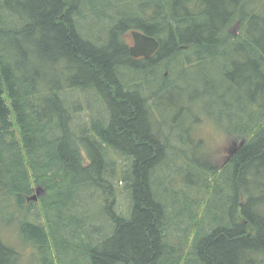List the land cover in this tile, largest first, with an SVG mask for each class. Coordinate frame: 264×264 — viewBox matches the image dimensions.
<instances>
[{
	"label": "trees",
	"instance_id": "trees-1",
	"mask_svg": "<svg viewBox=\"0 0 264 264\" xmlns=\"http://www.w3.org/2000/svg\"><path fill=\"white\" fill-rule=\"evenodd\" d=\"M92 15L111 18L109 38L88 35L82 20ZM134 29L159 41L152 57L131 55ZM202 73L200 113L236 151L219 169L202 174L200 164L205 192L174 213L159 171L172 140L154 112ZM76 90L94 91L107 110L79 132ZM263 94L264 0H0V224L10 205L46 264H65L73 252L87 264H264ZM174 107L180 129L186 114L199 121L190 103ZM110 150L130 164L121 174L128 213L117 209ZM188 165L197 172L194 158ZM36 186L45 192L41 221L32 219L36 203L25 204ZM84 190L104 196L103 229L77 216ZM184 213L194 221L182 229L175 218ZM173 226L181 232L172 235ZM17 248L0 232V264H21Z\"/></svg>",
	"mask_w": 264,
	"mask_h": 264
},
{
	"label": "rangeland",
	"instance_id": "rangeland-1",
	"mask_svg": "<svg viewBox=\"0 0 264 264\" xmlns=\"http://www.w3.org/2000/svg\"><path fill=\"white\" fill-rule=\"evenodd\" d=\"M135 6L137 7V5L133 4V9L136 8ZM133 9H130V11L133 12ZM116 11L119 12L118 10ZM117 12L113 11L111 13L113 15H116ZM122 12L124 14V11ZM125 13H129V11ZM100 19L101 18L92 15L89 16V18H85L84 20H82V24L86 25V32L91 37H94L96 39L101 35L102 38H109V26L108 24H106V22H109V20L111 22V18L109 19L108 17H104L103 21H100ZM232 29L236 30V25L233 26ZM127 36L128 41L131 43L132 37L130 33H128ZM199 77L200 75L195 76V74H192L189 78H184L187 81L182 80L181 82L183 83V85H185L186 88L187 86L189 87L185 90L181 89L180 91L170 92L168 96L160 98L161 102L159 101L158 106L155 108L154 112L155 121L160 120L162 122L164 129L166 130L167 134L171 135L172 140V144L169 146L167 151L168 159L163 165L164 170L161 167L159 171H161L160 173H162L164 177L168 175L167 178H165L163 187L169 188V192H166V194L170 197L172 203L174 204V206L173 204L171 205V210L172 208H174V213H180L186 210L187 208L185 207L186 205L188 207L187 200H189V198L200 200V195L203 194L204 190L201 189L200 186V175L204 174V171H206L205 168H208V166L215 165L217 169H219L222 165H224L228 161V156L230 155L229 148L231 146H234L236 143L235 140L230 139L225 135V133H222V131L217 127V123L213 118L202 116L205 115V112L200 113L198 90H200V87H202L200 81L205 78L204 73H202V77H200V79ZM196 79L197 82L194 81ZM153 85L154 83L149 84L150 90L152 88L151 86ZM69 93L72 100L76 101L75 106L77 107V111L74 114V126L78 132L82 127L90 125L91 119L94 116L98 118L99 115L107 113V110L105 109L102 101L98 99V95H96L94 91H89L88 93L87 91L83 92L76 90ZM195 95L198 97L195 99L196 102H193L192 104V102L189 101V98H192ZM262 99L264 102V94ZM183 103L187 106H189L190 103L193 107L191 108V110H194V118L198 117L202 120L200 122L199 119L198 122L194 123L192 122L191 115L186 114V116L184 117L185 126L183 127L187 128H181V130L179 128L180 121H178V118H175V116H177V110H175L176 108L174 107L173 110L169 111L167 107L170 106L171 108L173 104L178 107V105H184ZM201 105L203 110V103H201ZM180 116L181 113L178 115V117ZM172 128L174 129L173 131ZM181 131H183L184 133H182ZM201 140L203 141V144L200 145ZM193 151L196 152L194 153ZM83 153L85 156V162L88 164L90 162L88 154L85 151ZM193 153L196 155L192 156ZM108 157L114 164V166H116V176L114 178V184L116 189L115 194L117 209L123 210L125 213H128L131 204L130 197L128 192L124 189L125 182L123 181L121 174H123L122 171L127 169L130 165L129 161L122 154L117 153L114 150L108 151ZM192 158L195 159L196 165L198 163L197 172L196 170H189L190 166L188 165V163L191 162ZM200 164L203 166L202 174L200 173ZM39 190L40 194H38ZM84 192L86 193L82 195L81 199L83 204L82 206L78 207L79 214H77V216L79 217V220H82V218L85 219L83 227H86V224L88 225V227H90L89 222H95V224L93 225H97L99 226V228L103 229L104 226H100L103 222H100L98 219L101 218V206L104 202V196L102 197L101 193L98 191H95L93 193V196L92 194H89L87 190H84ZM36 194L38 195V197L33 198ZM43 195H45L44 189L36 186L34 188L33 194L31 195V198L29 197L25 202L27 206H29L30 202L36 203L31 206L33 220H37L36 217L40 218V221L42 220V217L39 215L40 210L38 209L37 203L39 201V197ZM201 197L203 198L204 196ZM110 200L111 202L113 201V199L111 198ZM218 204H220V202H218ZM197 208L199 209H196V211L192 212L199 213V216L197 218V220H199L200 206H198ZM10 212L11 208L9 205L7 209L8 214L2 215V217H4V222L0 224V232L9 245L14 246L15 248L18 247L17 249L20 250H18L20 253V263L46 264V253L39 252V250H37L34 246L24 242L18 227L17 219H19L20 214L17 213L15 215L14 222H12ZM25 213L26 212H24V215ZM193 221V218H191L186 213L181 214L179 218H175V223L178 222L182 229L190 227ZM172 228V235H175L177 232H181V228L178 229L176 228V226H173ZM86 235V237L84 236L85 239L89 241L88 243L92 244L91 233L87 232ZM69 236L74 244L75 238L71 235ZM52 249L55 250L54 245H52ZM78 255L79 253L73 252V256L71 258L66 261L65 259H61V261L65 262V264H76L78 262L80 264H87L86 259H84L83 257H79Z\"/></svg>",
	"mask_w": 264,
	"mask_h": 264
},
{
	"label": "water",
	"instance_id": "water-1",
	"mask_svg": "<svg viewBox=\"0 0 264 264\" xmlns=\"http://www.w3.org/2000/svg\"><path fill=\"white\" fill-rule=\"evenodd\" d=\"M132 38L134 43L130 45V53L133 57H145L150 58L152 57L159 48V41L157 38L146 34L145 32L134 29L131 31ZM236 148L232 152H235ZM40 194V190L38 192ZM38 195L36 194L33 198H37Z\"/></svg>",
	"mask_w": 264,
	"mask_h": 264
},
{
	"label": "flooded vegetation",
	"instance_id": "flooded-vegetation-1",
	"mask_svg": "<svg viewBox=\"0 0 264 264\" xmlns=\"http://www.w3.org/2000/svg\"><path fill=\"white\" fill-rule=\"evenodd\" d=\"M133 43H134V40H133V38H132V42H131L129 45H132ZM143 58H145V57H139L138 59H143ZM234 148H236V144H235L234 146H231V147L229 148V153H230V155L233 153L232 151L234 150ZM230 155L228 156V159H229Z\"/></svg>",
	"mask_w": 264,
	"mask_h": 264
}]
</instances>
